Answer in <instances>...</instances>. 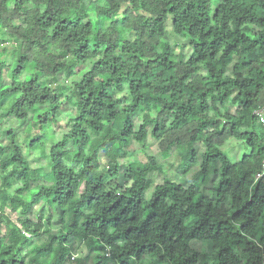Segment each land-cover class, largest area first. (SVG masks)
Wrapping results in <instances>:
<instances>
[{"label": "clouds", "instance_id": "1", "mask_svg": "<svg viewBox=\"0 0 264 264\" xmlns=\"http://www.w3.org/2000/svg\"><path fill=\"white\" fill-rule=\"evenodd\" d=\"M0 264H264V0H0Z\"/></svg>", "mask_w": 264, "mask_h": 264}]
</instances>
